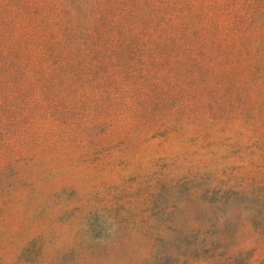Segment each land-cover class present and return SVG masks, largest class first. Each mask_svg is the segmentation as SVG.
Masks as SVG:
<instances>
[{
	"label": "rangeland",
	"instance_id": "374dc122",
	"mask_svg": "<svg viewBox=\"0 0 264 264\" xmlns=\"http://www.w3.org/2000/svg\"><path fill=\"white\" fill-rule=\"evenodd\" d=\"M0 264H264V0H0Z\"/></svg>",
	"mask_w": 264,
	"mask_h": 264
}]
</instances>
